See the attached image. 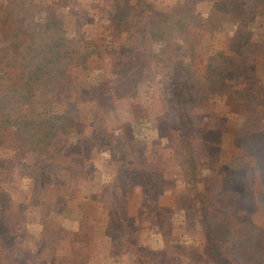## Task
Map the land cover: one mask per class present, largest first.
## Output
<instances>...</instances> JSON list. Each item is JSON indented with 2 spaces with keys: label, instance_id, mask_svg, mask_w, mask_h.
<instances>
[{
  "label": "rangeland",
  "instance_id": "1",
  "mask_svg": "<svg viewBox=\"0 0 264 264\" xmlns=\"http://www.w3.org/2000/svg\"><path fill=\"white\" fill-rule=\"evenodd\" d=\"M0 264H264V0H0Z\"/></svg>",
  "mask_w": 264,
  "mask_h": 264
}]
</instances>
